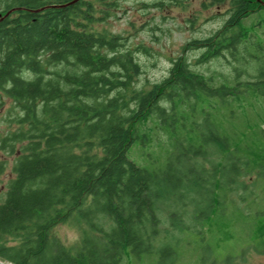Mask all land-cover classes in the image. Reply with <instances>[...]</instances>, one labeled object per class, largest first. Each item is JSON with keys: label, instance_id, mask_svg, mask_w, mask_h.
Listing matches in <instances>:
<instances>
[{"label": "trees", "instance_id": "16d2710c", "mask_svg": "<svg viewBox=\"0 0 264 264\" xmlns=\"http://www.w3.org/2000/svg\"><path fill=\"white\" fill-rule=\"evenodd\" d=\"M229 5L219 31L183 47V53L202 51L198 64L225 53L243 59L239 47L252 38L243 21L264 10V0ZM111 17L88 0H0V91L20 110L18 128L0 142L2 150L19 152L0 204V264H126L153 253L159 202L171 184L203 188L214 203L222 187L236 186L243 171L253 176L264 159L257 128L241 137L228 123L236 110L223 112L235 107L241 83L216 85L183 54L163 81L148 90L137 86L139 54L150 49L96 29ZM257 78L258 86L264 73ZM198 108L202 142L178 157L181 167L168 163L161 170V147L168 145L171 156L177 128L197 124ZM161 131L175 133L173 140L157 139ZM210 156L218 157L211 169L193 166ZM74 218L87 231L71 251L51 232ZM168 257L161 252V264Z\"/></svg>", "mask_w": 264, "mask_h": 264}, {"label": "rangeland", "instance_id": "374dc122", "mask_svg": "<svg viewBox=\"0 0 264 264\" xmlns=\"http://www.w3.org/2000/svg\"><path fill=\"white\" fill-rule=\"evenodd\" d=\"M88 1L96 3L98 12L112 14L111 18L96 24L97 30L125 36L132 48L142 45L150 49V55L139 54L142 73L137 78V86H145L148 90L163 81L169 75L172 59L183 54L195 71L214 76L216 85L222 81L230 85L241 83L235 107L225 108L223 112L230 114L236 110V117L228 123L241 130V137L248 128H257L260 152L264 151V79L256 85L257 76L264 73V49L258 47L264 48V10L243 21L252 36L245 40L246 48L242 44L239 47L243 59L240 57L239 62H234L231 55L225 53L226 57L198 64L201 50L183 53L182 49L188 42L208 38L223 27L228 18L225 14L230 8V0L218 5H212L209 0H180L181 6L176 0ZM161 1V7L156 8L154 4ZM257 57L261 60L257 61ZM206 109V113L214 114L210 108ZM195 113L197 124L177 128L179 143L171 150V156H166L168 145L161 147L158 156L161 170L168 163L174 168L177 165V169L181 167L178 157L186 154L192 144L202 142L201 134L205 131L198 127L201 108ZM19 115L18 105L0 91V142L18 128L15 120ZM170 134L173 140L175 133ZM170 134L167 136L161 131L157 139L166 142ZM18 150H21L20 145ZM18 154L0 148L3 169L0 173V204L9 181L15 176L12 169ZM216 160L218 157L214 156L208 160L198 159V165L195 162L193 166L211 169ZM182 175L174 174L178 178ZM237 182L232 188L222 187L219 200L214 203L203 188L190 192L186 188L173 189L174 186L169 184L171 192L165 191L158 206L160 233L154 242L153 253L129 259L126 264H161V252L171 254L166 258V264H264V159H259L253 176H245L243 171ZM85 231L86 227L74 218L67 224L56 226L51 239L74 251Z\"/></svg>", "mask_w": 264, "mask_h": 264}, {"label": "flooded vegetation", "instance_id": "af4514ba", "mask_svg": "<svg viewBox=\"0 0 264 264\" xmlns=\"http://www.w3.org/2000/svg\"><path fill=\"white\" fill-rule=\"evenodd\" d=\"M264 256V254H262ZM169 258V257H168ZM165 263H167V260L166 259H163Z\"/></svg>", "mask_w": 264, "mask_h": 264}]
</instances>
